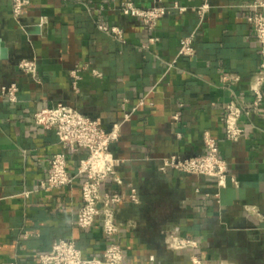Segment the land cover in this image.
Here are the masks:
<instances>
[{"label":"crops","instance_id":"1","mask_svg":"<svg viewBox=\"0 0 264 264\" xmlns=\"http://www.w3.org/2000/svg\"><path fill=\"white\" fill-rule=\"evenodd\" d=\"M257 1L164 0L186 11L171 10L150 30L125 17L119 0H30L17 19L13 0H0V87L20 88L16 105L0 98V264H38L36 256L59 240L74 241L85 258L101 257L106 248L100 221L88 230L76 225L81 178L40 189L49 159L62 148L54 131L34 125L33 115L59 103L106 130L121 124L111 151L122 161L123 184L107 181L102 193L137 190L139 204L124 202L115 212L124 264H191L192 253L205 264H264V120L259 113L241 117L245 134L235 143L226 141L223 123L230 101L252 104L250 86L263 59L247 18ZM204 5L199 15L195 10ZM99 25L120 28L126 43ZM191 35L195 55L176 58ZM150 38L158 41L148 44ZM24 59L37 62L39 82L19 71ZM205 132L217 141L235 183L219 189L213 179L159 171L164 158L204 154ZM80 156H68L71 174ZM171 235L198 247L172 250Z\"/></svg>","mask_w":264,"mask_h":264},{"label":"built area","instance_id":"2","mask_svg":"<svg viewBox=\"0 0 264 264\" xmlns=\"http://www.w3.org/2000/svg\"><path fill=\"white\" fill-rule=\"evenodd\" d=\"M151 6L138 7L132 0H119V10L125 17L137 19L144 26L152 30L159 20L163 19L171 10L178 12L186 11L177 3L172 7L164 6V0H150ZM30 4V0H13L12 14L15 19L20 17L24 9ZM254 10L247 20L253 28L256 40L262 56L261 70L254 77L250 86L253 100L250 107H243L232 100L225 106L224 137L230 143L238 142L245 134L239 126V120L243 116L259 113L264 120V0H259L251 5ZM208 9L207 5L195 10L203 15ZM101 31L108 33L114 40L125 44L123 31L116 27L99 25ZM158 40L150 38L148 44H154ZM145 45L143 48H146ZM195 55L194 36L191 35L181 40L176 58H192ZM175 61L169 64L173 66ZM19 71L30 77L34 82H39L38 66L34 59H24L18 64ZM95 75L97 73H94ZM73 87L77 89L79 80L78 71H72ZM224 77L223 80H226ZM237 80V79H235ZM20 88L16 83H10L0 87V98L6 99L11 105L18 102ZM140 101L138 106H143ZM126 116L125 119H128ZM34 125L45 131H54L62 151L54 154L48 161L49 170L47 177L41 181L40 189L51 191L70 186L77 178H81V205L76 216V225L81 230H88L100 221L103 234L106 239V248L101 257L85 258L76 243L72 240H59L52 245L49 252L40 253L36 256L38 264H124L123 249L116 241L119 235V227L116 224V208L129 202L139 204L137 190L130 189L125 193H102V185L112 181L122 186L117 169L121 160L114 156L111 145L119 140L121 124L113 125L109 130L104 129L99 120L91 119L75 109L57 104L51 108H43L33 115ZM174 121L179 120V115L173 116ZM205 153L188 159H179L176 156L164 158L159 171L163 174L178 172L189 176H201L215 180L219 189H224L228 181L235 183L229 174L227 162L220 157L217 141L209 132L203 134ZM70 154L81 155L78 160L76 172L68 171V156ZM31 192H24V196ZM219 194L215 195L218 198ZM168 247L175 251H193L198 247L196 241L171 235ZM191 264H205L195 254L190 257ZM16 264V263H12ZM222 264V263H208Z\"/></svg>","mask_w":264,"mask_h":264},{"label":"water","instance_id":"3","mask_svg":"<svg viewBox=\"0 0 264 264\" xmlns=\"http://www.w3.org/2000/svg\"><path fill=\"white\" fill-rule=\"evenodd\" d=\"M1 48H2V50H1V58H4L6 56V50L3 47V45H1Z\"/></svg>","mask_w":264,"mask_h":264}]
</instances>
